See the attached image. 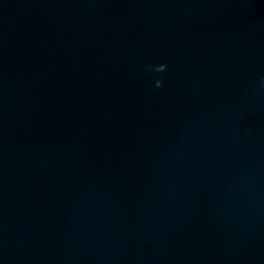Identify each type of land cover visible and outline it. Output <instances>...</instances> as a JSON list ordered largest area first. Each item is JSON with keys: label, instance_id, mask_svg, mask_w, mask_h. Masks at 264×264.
Returning a JSON list of instances; mask_svg holds the SVG:
<instances>
[{"label": "clouds", "instance_id": "clouds-1", "mask_svg": "<svg viewBox=\"0 0 264 264\" xmlns=\"http://www.w3.org/2000/svg\"><path fill=\"white\" fill-rule=\"evenodd\" d=\"M148 70L149 71H153L154 70L157 73H163V72H166L167 71V64L160 63V64H157L155 66L148 65ZM163 84H164L163 79L162 78H157L155 80L154 86L156 88H162L163 87ZM260 87L261 88H264V79L261 80Z\"/></svg>", "mask_w": 264, "mask_h": 264}]
</instances>
